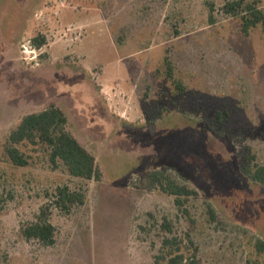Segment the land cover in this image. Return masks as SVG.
<instances>
[{"label":"rangeland","instance_id":"rangeland-1","mask_svg":"<svg viewBox=\"0 0 264 264\" xmlns=\"http://www.w3.org/2000/svg\"><path fill=\"white\" fill-rule=\"evenodd\" d=\"M235 1L264 9L0 0V264H166L157 257L172 237L193 242L195 264H264V183L249 173L264 168V31L243 32L226 9ZM51 104L100 180L71 176L40 143L18 145L28 165L11 162L9 135ZM156 171L194 191L182 207L150 186ZM65 186L84 204L60 208ZM40 218L54 246L23 235Z\"/></svg>","mask_w":264,"mask_h":264},{"label":"trees","instance_id":"trees-1","mask_svg":"<svg viewBox=\"0 0 264 264\" xmlns=\"http://www.w3.org/2000/svg\"><path fill=\"white\" fill-rule=\"evenodd\" d=\"M227 12L234 16L242 14V30L248 34L252 28L260 27L264 31V9L255 3L235 1L226 6ZM38 45L44 43V37L35 39ZM170 66V65H169ZM68 119L64 112L55 104L48 108L25 116L18 127L9 135L6 145V153L15 166L28 165L26 155L19 149L21 143L42 144L48 148L51 163L61 161L71 176L100 180L101 172L96 166L95 158L80 142L67 130ZM252 177L264 183V168L259 167L255 171H249ZM151 187L158 185L165 193L175 196L176 204L183 206L185 196L194 191L171 181L165 173L156 171L150 174ZM85 195L73 191L69 187L57 189L56 204L63 210L69 211L76 204H84ZM167 230H171L170 223H164ZM27 239H36L46 246L56 244L55 226L46 219H38L25 226L22 230ZM182 241L178 238H165L162 242L161 254L158 261L166 264H195L196 255L193 242L186 240L185 248L180 246ZM258 251L264 253V242L257 243ZM192 250V254L189 253Z\"/></svg>","mask_w":264,"mask_h":264}]
</instances>
